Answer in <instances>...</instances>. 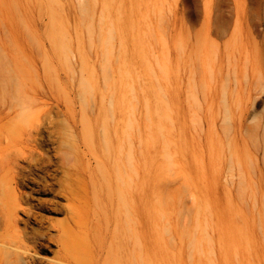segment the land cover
Wrapping results in <instances>:
<instances>
[{
  "label": "rangeland",
  "instance_id": "rangeland-1",
  "mask_svg": "<svg viewBox=\"0 0 264 264\" xmlns=\"http://www.w3.org/2000/svg\"><path fill=\"white\" fill-rule=\"evenodd\" d=\"M226 43L264 67V0H0V178L33 217L0 253L35 234L46 264H264V162L229 170L189 95Z\"/></svg>",
  "mask_w": 264,
  "mask_h": 264
},
{
  "label": "bare ground",
  "instance_id": "bare-ground-1",
  "mask_svg": "<svg viewBox=\"0 0 264 264\" xmlns=\"http://www.w3.org/2000/svg\"><path fill=\"white\" fill-rule=\"evenodd\" d=\"M205 19H211L209 13L205 14ZM198 59L200 70L196 78L191 79L189 90L198 136L204 137L207 133L210 149L217 158L226 162L229 170L238 168L242 176L249 175L254 161L259 158L264 162V110H257V104L261 101L259 96L264 95L263 64L249 49L229 43L223 47L206 45ZM238 138L243 139V142L240 143ZM251 138L257 144H253L255 150L249 145ZM4 167L6 171L21 169L16 161ZM19 184L14 173L7 179L0 178V195L5 198L4 202L0 201V228L11 225L16 228L19 210L32 222L31 212L23 209L28 200L18 192ZM67 189L68 185H65L60 190L66 194ZM60 233L62 235L64 230H59L56 239L58 245L64 243ZM44 238L49 243L53 240V236L47 233ZM37 239L35 234H23L20 238L22 249H4L0 253V264H46L36 256L34 247L28 245Z\"/></svg>",
  "mask_w": 264,
  "mask_h": 264
}]
</instances>
